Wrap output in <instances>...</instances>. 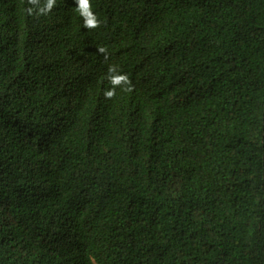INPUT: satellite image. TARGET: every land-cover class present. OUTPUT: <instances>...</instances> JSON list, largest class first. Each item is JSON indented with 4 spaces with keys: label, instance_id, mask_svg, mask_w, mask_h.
Instances as JSON below:
<instances>
[{
    "label": "trees",
    "instance_id": "1",
    "mask_svg": "<svg viewBox=\"0 0 264 264\" xmlns=\"http://www.w3.org/2000/svg\"><path fill=\"white\" fill-rule=\"evenodd\" d=\"M44 2L0 0V264H264V0Z\"/></svg>",
    "mask_w": 264,
    "mask_h": 264
},
{
    "label": "clouds",
    "instance_id": "2",
    "mask_svg": "<svg viewBox=\"0 0 264 264\" xmlns=\"http://www.w3.org/2000/svg\"><path fill=\"white\" fill-rule=\"evenodd\" d=\"M28 3L33 6H36V5H39L40 0H28ZM75 4L77 6L76 11L83 19L84 28L92 30V29L99 28L101 26L100 20L98 19V17L95 15V13L92 10L91 0H75ZM55 5H56V0H45L43 6L39 7L38 9H34L30 7L26 11H27V14L30 16L33 15L34 10L37 16L47 15L52 11ZM98 51L101 53H104L106 52V49L99 48ZM109 73H110L109 82L111 83L113 88L112 90L105 92L106 98L110 99L114 97L115 88L117 87L124 86L122 89L124 91L132 90L131 81L129 77L127 76V74H123V75L118 74L116 72L115 66L109 67Z\"/></svg>",
    "mask_w": 264,
    "mask_h": 264
}]
</instances>
